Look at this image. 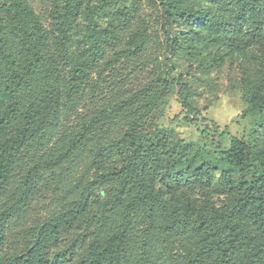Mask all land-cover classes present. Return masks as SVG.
Here are the masks:
<instances>
[{
    "label": "rangeland",
    "instance_id": "1",
    "mask_svg": "<svg viewBox=\"0 0 264 264\" xmlns=\"http://www.w3.org/2000/svg\"><path fill=\"white\" fill-rule=\"evenodd\" d=\"M25 2L42 26L45 57L33 76H23L32 91L17 92L18 109L0 132V143L15 136L48 81L56 86V119L47 118L33 130L34 150L26 153L16 169L8 194L19 191L21 178L29 169L33 172L27 198L12 215L0 261L24 251L45 220L77 204L82 194H88L87 207L71 224L62 248L73 251L75 260L92 240L103 242L113 223L124 217L127 195L116 196L117 182L94 184L93 180L103 170L128 161L133 132L153 142L162 138L171 153H175L176 143L187 144L181 165L205 160L210 164L212 181L208 186L185 181H171L170 186L158 184L167 198L181 197L198 207H220L231 201L232 195L219 186L225 167L218 160L217 144L226 149L230 140L237 138L252 151L264 152V112L243 115L247 108L244 92L264 83V41L247 44L244 35L234 31L231 0H174L177 8L193 15L192 20L166 16L160 0H78L75 15L67 20L62 0ZM10 3L0 0V38L8 51L15 49L13 32L24 24ZM102 4L107 5L96 17V33L103 57L85 69L76 95L69 100L66 81L72 78L73 64L85 57L90 45L84 12ZM139 39L142 43L137 46ZM0 87L8 96L7 76H0ZM180 91L200 110L202 117L197 123L189 121L191 114L184 107ZM3 112L0 103V116ZM100 114L109 117L99 123L101 133H94V138L85 141L70 159L44 164L57 157L62 145L83 130L89 119ZM204 126L209 137L198 131ZM110 141L121 142L123 149L116 153L107 146ZM99 149L110 157L97 164L95 154ZM232 180L240 184L249 181L250 174L236 171ZM133 222L137 236L152 237L144 224ZM167 242L150 244L151 264H184L187 250L195 248L187 234Z\"/></svg>",
    "mask_w": 264,
    "mask_h": 264
},
{
    "label": "trees",
    "instance_id": "2",
    "mask_svg": "<svg viewBox=\"0 0 264 264\" xmlns=\"http://www.w3.org/2000/svg\"><path fill=\"white\" fill-rule=\"evenodd\" d=\"M77 1L62 0L64 20L75 15ZM231 1L234 4L231 10L234 31L243 34L247 44L264 41V0ZM174 3V0H160L166 16L193 19L192 14L181 11ZM106 5L88 7L84 12L86 37L90 45L85 57L73 64L72 78L66 81L69 100L76 95L79 89L77 83L82 81L85 69L94 66L103 57L104 51L96 33V17L103 13ZM10 7L22 17L24 24L12 34L15 49L6 50L0 38V76L5 75L10 80L8 96L0 87V103L4 107L0 116V132L7 128L18 109L17 92L20 89L32 91L30 84L23 82V76H33L45 57L43 29L34 12L25 0H11ZM138 43H142L141 39L137 46ZM180 94L184 107L191 114L189 121L197 123L202 117L200 110L181 91ZM56 97V86L48 81L43 86L41 97L33 100L15 136L0 143V251L8 239L12 215L27 198L33 169H29L19 181V191L8 194V190L26 153L34 150V145H31L33 130L47 118L56 119ZM244 100L247 108L243 115L264 112V83L246 90ZM108 118L100 114L89 119L83 130L62 145L60 154L45 160L44 164L54 165L70 159L85 141L94 138V133L102 132L98 129L99 123ZM198 131L209 137L207 126L198 128ZM220 135L223 136L224 132ZM107 146L116 153L123 149L119 141H110ZM129 147L128 161L120 167L103 170L93 180L94 184L117 182L116 196L127 195L124 217L113 223L103 242L92 240L75 260L73 251L62 248L71 224L87 207L88 194H82L77 204L45 220L24 251L3 257L0 264H151V243L169 244L167 241L183 234H187L195 244V248L187 250L184 264H264V152L252 151L237 138H232L226 149L217 144L218 160L225 167L219 186L223 192L232 195V199L220 207L212 204L198 207L181 197L174 200L167 198L157 186H170L171 181L208 186L212 181L208 161L181 165V155L187 144L176 143L175 153H171V148L166 147L162 138L153 142L150 138L138 137L135 132L130 134ZM108 154L99 149L95 154V163H102L110 157ZM236 171L249 173L250 180L235 184L232 179ZM135 217L138 219L135 220ZM133 221L144 224L152 237L143 239L141 235L137 236L136 222Z\"/></svg>",
    "mask_w": 264,
    "mask_h": 264
}]
</instances>
